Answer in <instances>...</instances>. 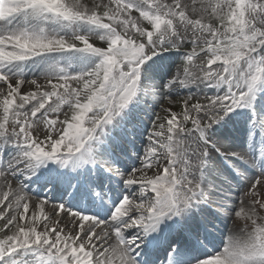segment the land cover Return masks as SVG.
Instances as JSON below:
<instances>
[{"label":"snow or ice","instance_id":"1","mask_svg":"<svg viewBox=\"0 0 264 264\" xmlns=\"http://www.w3.org/2000/svg\"><path fill=\"white\" fill-rule=\"evenodd\" d=\"M37 68L46 85L28 79ZM146 82L215 94L147 131ZM261 84L264 0H0V264H264V182L249 181L247 210L224 195L209 214L206 180L214 161L249 179L236 161H255L213 137ZM32 184L52 197L33 201ZM223 211L251 230L209 250Z\"/></svg>","mask_w":264,"mask_h":264},{"label":"rangeland","instance_id":"2","mask_svg":"<svg viewBox=\"0 0 264 264\" xmlns=\"http://www.w3.org/2000/svg\"><path fill=\"white\" fill-rule=\"evenodd\" d=\"M84 2L88 3L89 6H91V4L93 3V0H84ZM181 2L184 4H187L189 6V10L191 9L192 0H181ZM96 43L99 44L98 41ZM166 55L174 57L172 60L165 62L166 67H167V75H170L171 72L172 74H175L177 66L181 62L179 59V54L168 53ZM199 62H200L199 60L196 61V63H199ZM167 75L164 76L165 79L167 78ZM44 82L45 83L43 85H46V81ZM30 88H32L31 90H34L35 86H30L29 89ZM145 88H146L147 94H149V96H151L152 98H149L148 95H145L142 99V103L145 104V102H148V104L143 105L141 108L144 110L146 115L152 119H154L156 115H159L161 117L165 116L166 113L163 112L162 110L163 108H171L172 111L179 113L182 110L183 101L185 99L191 98L190 102L194 103L197 100L203 101L205 95L211 96L215 94V89L204 88L202 85L200 87L192 85L191 89H188V88L178 89V94L173 93L170 97L165 96L160 93L159 83L156 84V89H155L156 94L155 95L153 94V89L149 87L148 82L145 83ZM147 107L149 109H147ZM262 115H263V120H264V113H262ZM249 116H252V112ZM230 118H231L230 116L225 117L224 119L225 124L223 125L224 128L222 130L215 127L213 138L220 141V146L222 147V150L230 149L234 151L233 145L236 144V141L241 140V135L239 136L237 135L245 131V129H247L246 124L248 122V117L247 119L244 120L243 124H241V127H237V125L234 126V123L230 121L231 120ZM146 122L149 124L150 120L148 119ZM229 131H232V134L236 135L238 139H234L232 137V134H229ZM137 147L141 148L142 146L140 144H137ZM223 163H224L226 172L217 171L218 169H220L221 166L218 162L214 161L212 169L209 170L207 173V179H209V181L213 182L214 184V186H211L213 187V189L208 190L210 194V200L214 201L216 199L213 195L214 193H220L222 196L226 195L228 197L227 205L229 208H235L239 210L241 207H245V209L247 210V205L250 204L251 199H252V197L248 195V193L251 192V186H250L249 181L250 180L252 181L261 180L262 182H264V178H262L260 175L257 176L258 172H255L256 176L254 178L241 179L240 177H237L234 172H232L231 168L227 167V162H223ZM236 164L241 168V171L245 173V176L249 178L248 173L244 169V166L246 165V163L242 164L240 161H236ZM228 173L234 176L235 179H232V177L229 175L228 178L230 181V187L228 184L223 185L224 188H227L229 190H227L226 192H221L219 190L221 189L224 176L228 175ZM11 183L12 185L16 186L14 182L11 181ZM257 191L264 192V187L257 185ZM256 198L261 199L260 196H257ZM33 201H35V199H33ZM220 203L221 202H219L217 205H215V203H210L212 211L221 212L222 210L219 208ZM54 207L55 206H51L49 204L46 206L45 210L49 215H54ZM211 213L212 212H210L209 214ZM61 215H63V213H61ZM222 215L224 216V218L220 217L219 222L222 224H227V227L229 230L234 231L235 233L239 234L240 237L234 236L235 238L243 239L246 237L247 231L251 230V220H246L243 214L240 217H237L235 216L234 213L229 215L227 211H223ZM258 215L260 217H264V209L258 210ZM258 222H264V221L258 220ZM215 225H216V221H215ZM217 228L223 231V228L221 227H217ZM209 231L211 232V235H210L211 238H214V235L219 236V237L221 235L220 231L216 232L217 234L214 232L213 229H210Z\"/></svg>","mask_w":264,"mask_h":264},{"label":"bare ground","instance_id":"3","mask_svg":"<svg viewBox=\"0 0 264 264\" xmlns=\"http://www.w3.org/2000/svg\"><path fill=\"white\" fill-rule=\"evenodd\" d=\"M36 76H40L38 70L35 71V77ZM42 83H43V81H40V84H42ZM22 91H28V90H25V89L22 88Z\"/></svg>","mask_w":264,"mask_h":264}]
</instances>
